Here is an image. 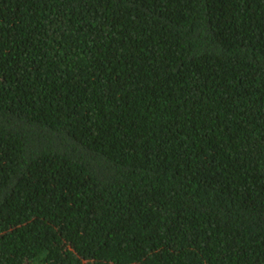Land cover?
Here are the masks:
<instances>
[{
  "label": "trees",
  "instance_id": "16d2710c",
  "mask_svg": "<svg viewBox=\"0 0 264 264\" xmlns=\"http://www.w3.org/2000/svg\"><path fill=\"white\" fill-rule=\"evenodd\" d=\"M0 264H264V0H0Z\"/></svg>",
  "mask_w": 264,
  "mask_h": 264
}]
</instances>
